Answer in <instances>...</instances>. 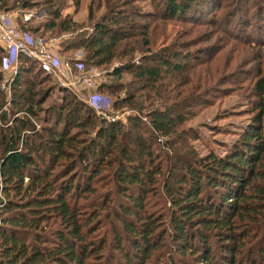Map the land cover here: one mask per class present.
<instances>
[{
	"label": "trees",
	"instance_id": "16d2710c",
	"mask_svg": "<svg viewBox=\"0 0 264 264\" xmlns=\"http://www.w3.org/2000/svg\"><path fill=\"white\" fill-rule=\"evenodd\" d=\"M148 1L166 12L137 10L130 0L90 1L88 22L94 6L103 5L104 16L91 25L80 23L91 31L71 34L58 50H81L70 61L76 73L101 71L93 91L114 97L113 110H129L124 120L99 117L74 93L49 84L36 60L18 56L8 100L0 89V264H109L116 251L124 264H148L169 241V253L186 254L193 264H264L260 249L256 259L248 251L264 235V67L257 68L251 88L246 86L256 97L251 122L222 156L209 151L194 157L188 140L196 135L183 124L219 92L213 82L221 76L220 59L213 57L211 65L212 58L193 57L191 65L179 61L189 57L179 50L186 41L150 47L164 41V30L155 38L159 20L179 17L188 5L201 16L211 14L220 0H166L164 6ZM63 2L0 0V11L40 3L45 19L19 14L18 27L46 39L49 30H74V22L59 13ZM257 51L252 59L262 61L264 49ZM2 55L0 47V64ZM54 89L61 93L58 104L43 106ZM20 111L23 115L14 116ZM176 166L183 173L174 174ZM158 191L161 197L149 204L148 195ZM116 199L123 205L113 207ZM103 207L113 215L104 212L109 238L95 239Z\"/></svg>",
	"mask_w": 264,
	"mask_h": 264
},
{
	"label": "rangeland",
	"instance_id": "374dc122",
	"mask_svg": "<svg viewBox=\"0 0 264 264\" xmlns=\"http://www.w3.org/2000/svg\"><path fill=\"white\" fill-rule=\"evenodd\" d=\"M61 1H64L59 10L61 17L70 19L71 22H74L76 26L73 25L74 30L71 33H62L58 30H49L44 34L46 39H59L57 50L60 49L63 40L69 39L71 34L75 36H81V33L86 32V29L91 27L90 25L92 22H100L104 16L103 5H99L98 7L94 6L92 8V13H90L92 16V21L88 22V3L92 1L101 4L102 0H79L78 3H74L75 1L73 0ZM130 1L131 3L129 6L135 7L137 10L142 9L143 11H147L154 8V12H157L158 15L166 12L161 6L160 11L158 10V7L151 6L148 0ZM165 1L166 0H158V2L162 3V6L165 5ZM175 1L178 2L179 0ZM156 2L157 0H155L154 3ZM219 3L220 8L218 11H216V9L215 11L211 12V14L204 12L201 16V14L199 15L197 9H195L194 5H188L186 11L178 14L179 17L176 15V17L171 20H159V27L155 31V38H159L160 33L162 30H164V41H162V43L156 41V43H154L155 46L150 47L152 50L157 49L160 44H162L161 46H167L170 42L186 41L188 43H185V45H183V47H181L179 50L187 52L186 54L189 57L185 58V56H183L182 58L178 59L179 61H182L187 65H191L194 63L193 57L198 59L200 62H205L207 58H212L209 63V65H211L213 62V57L220 59L221 65H219L218 68L221 70V76L217 77V82H213L215 83V86L219 88V92L208 96L207 98L210 100L209 102H211V104L205 105L203 108L201 107L192 118L183 124L184 126L191 129V136L196 135L195 139L190 138L188 140V147L194 157L205 156L209 151L214 152L216 155L222 156L230 143L237 138V133L246 124L251 122L252 114L256 112L255 109L251 110V102L256 101V97H253L250 94V89H247L246 86L248 85V88H251V85L254 82L251 79L253 78V75L256 74L257 68H261V70H263L264 67V57L262 61L261 59L259 61L252 59L253 54L255 53L256 55L258 53L257 50L263 52L264 49V0H220ZM44 8L41 7L40 3H38L35 7H28L27 9L15 8L12 11L17 12V15L22 14V18H28L32 16L33 19L37 21H43L45 19L44 17H46ZM190 16L193 19L187 18ZM208 20H214L216 24L209 25L206 22ZM83 21H87L90 23V25H84L83 27H80L79 25L80 23H83ZM31 24L35 25V23ZM207 37L208 40H206ZM0 47L3 49L0 70L3 76L2 80L6 81L10 78L14 70L16 73L17 65L12 67V65L9 63V58H11L10 51L6 47ZM67 54L72 55L74 59L80 58L82 56L81 50H75L71 53L65 54L60 53L58 56L61 61V65L57 75L58 77L60 76V80L55 76H50L49 84L55 85L56 88L58 86L59 88L66 89V91L74 93L81 101H83L85 94H79L80 91L75 92L71 90L77 88L68 89V87L65 86L66 79L64 77H66V74L64 73V70L66 67L61 57H64ZM201 64L202 63L199 65L202 66L200 68H204L206 66ZM89 70L90 69H88L87 72ZM99 72L101 75L100 70ZM241 72L243 75L239 78ZM232 73L235 75L232 76ZM76 75L77 74H72L70 80H72ZM100 75L94 80L95 84L100 82ZM46 85H48V82ZM231 86H238L239 88L235 89L234 87V89H231ZM3 92L5 93V90H3ZM56 94H58V92L56 89H54L50 98L44 100L43 106H48L52 103L58 104V97L61 93L59 96ZM9 95L5 93L4 101L8 100ZM110 98L113 100L114 97L110 96ZM5 108L6 105L3 104L1 109L4 110ZM109 110L110 112L118 111L113 110L111 107ZM21 113L23 112L20 111V114ZM28 118L31 120V117ZM176 170L179 171V173L173 172L174 174L180 175L183 173V171L180 169V166H176ZM168 184L170 188H176V184L172 180H168ZM99 193L104 194V191H99ZM159 193H161V191L153 192L152 194L148 195L149 204L161 197V194L159 195ZM101 197L104 196H97L96 201H99ZM162 200L164 199H161L160 201ZM116 203L113 205V207L117 208L118 205L121 206L124 202L121 201V203ZM147 209L151 210V207H148ZM100 210V214L102 215L101 221H103L100 224V229L98 231L99 235L96 236L95 239L102 238L101 234H103L107 239L109 238L108 233L110 229V222L105 218L104 212L107 211L110 213V216L113 215L109 210V207H103ZM162 217H165V215H162ZM164 224L167 230V222L165 221ZM167 235L168 233L165 234L166 237ZM108 240H106L105 244L107 248L111 250ZM212 241L213 240H211V245ZM123 242L126 241L124 240ZM168 243L172 244L171 241ZM168 243L163 247H160L161 249H158V251H155L152 254L151 262L148 264H169L171 261L176 262L177 264H193V262L190 261V257L186 254L181 256L175 251V249H171L172 252L169 253L167 246L169 247L171 245ZM259 243H261V245L257 247ZM259 243L256 245L254 244L252 249L249 248V259H256V257H259V249L264 253V235L260 236ZM215 246L217 247L219 245L215 244ZM111 252L112 251L109 253ZM113 253L115 260L112 262L110 261L109 264H124L122 256L117 251ZM161 255H163V259L161 258ZM168 255H171L169 262ZM158 256H160V258H158ZM242 256L243 255H240V257ZM245 262L246 261H243V264H245Z\"/></svg>",
	"mask_w": 264,
	"mask_h": 264
},
{
	"label": "built area",
	"instance_id": "2783aa9c",
	"mask_svg": "<svg viewBox=\"0 0 264 264\" xmlns=\"http://www.w3.org/2000/svg\"><path fill=\"white\" fill-rule=\"evenodd\" d=\"M86 31L90 32L91 28H87ZM58 41V38L44 39L38 36L31 37L12 23L10 12L0 11V45L6 47L10 51L11 58H9V63L12 67L17 65L18 56L24 55L36 60L45 74L55 76L60 80V76L58 77L57 75L61 61L59 56L54 53V51L57 50ZM75 65L79 70L82 69L80 63L76 62ZM80 72L81 73L77 74L72 80L66 79L65 86L68 87V89L77 88L71 89L75 92L80 91L81 88L94 89L96 85L94 80L100 75L99 70L90 68L88 72L83 70ZM14 74L15 70L8 80H2L0 82V88L5 90L8 95L10 93V84ZM83 101L87 106H90L99 117L107 121L124 120L125 116L130 113L129 110L110 112L111 98L97 94L94 91L88 93L86 98H83ZM22 114L23 113L20 114V112H16L14 116H21Z\"/></svg>",
	"mask_w": 264,
	"mask_h": 264
},
{
	"label": "crops",
	"instance_id": "0c3cea01",
	"mask_svg": "<svg viewBox=\"0 0 264 264\" xmlns=\"http://www.w3.org/2000/svg\"><path fill=\"white\" fill-rule=\"evenodd\" d=\"M7 12H10L11 13V21H12L13 24H15L18 27V17H19V15H17V12H14V11H7ZM54 53H56L57 55L60 54L58 50H55ZM65 56L64 57H61L63 63L64 64L65 63L67 64V65L65 64L66 65L65 66L66 68L64 70V73L66 74V77H64V78L70 80V77L72 76V74H80L81 72L80 73H76L75 71H73V69L71 68V65L69 64V62L72 61L74 59V57L73 56H69L68 54L65 55ZM84 71H87V70H84ZM12 78H13V76H12ZM93 90L94 89L81 88L79 94H82V93L85 94L83 98H86L87 94L90 93V92H92Z\"/></svg>",
	"mask_w": 264,
	"mask_h": 264
}]
</instances>
